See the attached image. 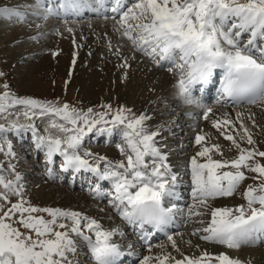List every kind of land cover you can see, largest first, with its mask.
I'll list each match as a JSON object with an SVG mask.
<instances>
[{"label": "snow or ice", "instance_id": "1", "mask_svg": "<svg viewBox=\"0 0 264 264\" xmlns=\"http://www.w3.org/2000/svg\"><path fill=\"white\" fill-rule=\"evenodd\" d=\"M43 2L37 0V6L42 7ZM94 2L98 7L93 11L107 10L108 0ZM92 4L93 0H62L55 8L45 7L44 11L79 15ZM110 11L115 14L111 17L115 30L135 52L150 58L157 67L170 65L167 70L177 75L176 95L185 104L204 107V119L213 109L202 105L193 91L196 85L206 86L217 75L221 77L219 99L237 105H264V0H114ZM13 15L23 18L14 8H0V16ZM245 36L247 39L243 40ZM130 66L127 58L120 65ZM3 88L0 117L7 120L14 115L16 119L7 126L0 124V133L30 130L37 149L44 151L47 164H53L58 155L63 158V171L83 170L101 181H110L114 194L109 193V203L124 221L141 229V239L146 244V226L163 232L175 223L177 213L183 211L174 202L181 199L177 189L182 174L173 171L168 162V154L162 150L165 146L156 139L159 130L150 131L146 126L151 117L136 115L125 106L113 108L111 104H101L103 111H85L67 103L18 97L8 90L7 84ZM199 91L203 92V87ZM20 116L30 123H18ZM253 116L249 114L247 118L256 126ZM36 118H47L43 134L34 123ZM244 118L245 114L238 112L236 120L225 114L212 121L213 127L238 150L236 157L215 158L224 156L221 145L209 144L208 135L201 132L195 137L200 150L190 158L185 173L191 177L193 201L187 216L210 215L207 222L199 221L205 226L193 235L203 233L202 240L230 249L264 242V151L257 146ZM114 130L120 132L123 143L118 147L124 159L113 161L82 149L85 137L93 131L111 136ZM242 141L250 147H243ZM3 151L0 145V152ZM6 155H16L11 142ZM8 172L14 173V178H8L0 165V264H78L74 259L78 244L73 237L86 242L95 264H117L123 253L112 238L119 229H104L97 219L72 209L33 205L25 198L23 177L14 164H9ZM247 173H255L252 179L257 183L249 184L242 192L245 203L235 207L210 206V200L235 195L249 178ZM96 191L99 193L98 186ZM12 197H16L15 202ZM167 239L179 252L173 235H167ZM181 256L177 259L167 252L149 255L141 264H244L227 253L213 255L207 250L199 256Z\"/></svg>", "mask_w": 264, "mask_h": 264}, {"label": "rangeland", "instance_id": "2", "mask_svg": "<svg viewBox=\"0 0 264 264\" xmlns=\"http://www.w3.org/2000/svg\"><path fill=\"white\" fill-rule=\"evenodd\" d=\"M5 3L6 0H0V8L1 6L3 7V4L4 6H6L8 2L6 4ZM39 8L44 10L45 7L42 6ZM22 14L23 18L16 17L14 15L11 17L0 16V31H3L0 35V72L4 73L3 76H0V93H3L5 91L3 85L7 84L9 86L8 90L18 97H31L45 101H56L60 104L67 103L73 107L83 109L85 111L88 108H93L94 111L97 112L103 111L104 109L100 107L101 104H111L113 108H117L120 106L130 108L136 115H140L143 113L151 117V119L145 122L148 129L150 131L159 130L160 136H158L156 139L165 146L162 150L168 154V162L172 165V168L176 167L177 169L178 167H180V169H185L186 173L188 172L190 158L200 150V146L195 144V137L201 132H203L204 134H209L215 143L221 145L224 156L220 157L217 155L215 156V158L231 159L238 155V150L235 149L231 145V142L226 140L224 136H222L220 132L217 131L212 125V121L214 119H218L219 115H216L210 119H204L203 112L201 114L194 115L192 113L187 114V111L192 110L191 106L197 105H188L183 103V101L181 105H177L176 109L175 107H173L174 109L169 108L167 110V107L170 105V100H167V98H163L165 99L163 101L162 99H160V103L157 102L154 105L152 103V106L150 108H147L144 106V99L142 98L144 97V95H141V91L136 94L137 100L135 101H131V99H129L126 95H123V93L128 94V91L130 90L129 86L133 84V81L135 79L139 78L135 75L139 72L142 73L143 69L149 72V63L151 62V67L154 63L150 58L148 59V62H145V60L147 61V57L139 52H135L131 46V51L129 52L130 56H123L122 61L123 64L125 58H127V62L131 66L127 68H122L119 66L120 68L118 67V74L112 75L110 77V80L107 73V68H103L104 66L102 65V63H100L101 61H99L91 53V51L89 52L88 49L89 44H92L91 41H93V43L95 41L94 44H99V42L101 43V41L103 40L102 42L108 45L105 42L107 38H110V41H113L111 37L115 38L114 35L107 32L104 28L106 27L105 24L107 23V21H103L106 20L105 17L91 16L80 20H71L70 18H61L58 15L49 16L46 13L48 15V21H54L53 24L56 26L52 24L51 27H54H49L50 30L44 31L41 35V33L39 32L41 30L43 31V29H39L38 32L36 29L43 23L45 24V22L47 21V19H44L45 15L40 13L38 17H33V15L28 16L29 13L27 15H24L25 13L22 12ZM107 17L109 20H113L111 19V17ZM118 18L119 17H117V19ZM17 27H24L26 31L30 30L29 36L26 39L27 41L9 42L10 36L8 34L12 33L14 28ZM69 28H71L74 33L79 32L77 33L78 35L62 38L63 36L61 34H64V32L68 31ZM32 29L36 31L32 33ZM113 32L115 31L113 30ZM118 34L120 33L117 32L116 37ZM30 35L33 36L30 37ZM99 36H104L106 38L103 39L102 37V39L99 40ZM118 37L119 41H113L111 44L115 46L121 42V39H126L122 37L121 34L118 35ZM242 39L246 40L247 36L243 37ZM46 40L47 43L52 44L53 42L55 43V45L63 40H68L70 43L79 41V43H75L74 45V49L72 50V52L75 53H65V55H63L65 57L63 58L58 55V52L53 50V48L47 49L43 46ZM70 55L73 56L71 57ZM139 55H141V57L144 59V62L142 61L144 63V65L142 64L143 67L142 65V68L139 67L141 69H138L134 64V60L138 59ZM73 60H75V64H73ZM136 61L138 62V60ZM157 68H159L161 71L167 70L168 65ZM125 73L127 74V78H125ZM105 75L108 78H106ZM155 89L156 86L154 88V91L156 92L157 90ZM154 91L151 90L149 96L152 97L154 95L153 97L156 98L157 92L155 93ZM140 96L141 98H139ZM149 96L146 95L145 97ZM206 104L210 106L216 105V108H221L223 112H227L226 114L232 120H236V114L240 110L234 109L236 111H226L224 109H229L228 107H230V105L227 104L212 102H207ZM260 108H264V105H261ZM12 111L16 112L19 111V109H13ZM184 111H186V114L182 113ZM253 111L257 112L256 109ZM195 115L198 116L197 119H200V121L199 123L196 122L197 126L196 128H194V130H192V127L188 125V121H190L191 119H195ZM247 117L248 115L245 114L244 123L252 131L259 149L264 151V118L263 120H261V117V119L256 116L253 117L256 125L253 126L252 121ZM15 119L16 117L14 115L8 116L7 120H5L3 117H0V124H5L7 126ZM18 123L28 124L30 122L23 116H20ZM34 123L37 129H39L40 133L43 134L44 128L47 126V118H36L34 120ZM172 123L176 125L177 128H175L176 126L172 128ZM165 126L170 128V131H164V129L166 128ZM238 126L239 121H237V127ZM172 129H174L178 133L175 134V131L171 133ZM196 129L198 130L197 133H195ZM173 133L176 136H174ZM191 134H194V137L191 136ZM107 135V133L97 135L95 131H93L87 137H85L82 149H87L88 151L95 154L106 156L113 161L124 159L118 147L123 143L119 130H114L113 135H111V139L110 136H108L107 140ZM99 136H103L102 142H98ZM186 139L187 141H184ZM8 142H11L13 146V151L16 154L15 157L6 155ZM184 144H187V146ZM241 144L243 147H250L246 144V142L242 141ZM0 145H3L4 147V151L0 152V165H2L5 170L4 174H6L10 179L14 178L15 174L8 172V166L10 163L16 166V172L20 173L23 177L22 183L25 187V198L30 200L33 205L39 207H58L82 212L90 217L98 219L99 223L103 226L104 229L116 225V221L111 220V218H113L112 215L114 214L112 213V211L110 213L105 212L103 214H101L100 211H96V213L91 212L93 209L102 206H98L97 204L93 205V201L95 202V199L94 197L92 199L93 195L90 192L92 191L91 183L94 182L92 181V178L88 175V173L79 174L76 183L70 182L69 179L65 176L63 181L55 182L52 188H47V192L45 190L44 194H38V191L36 189L38 186L46 183L47 170L49 167L46 161L42 164V161L44 159L46 160L45 155L42 154V152L44 151L37 149L35 139L30 130H21L19 133H17L16 131L0 133ZM180 148L183 149V152H180ZM108 151L110 152L108 153ZM54 161L55 168L58 170V165L61 167L63 158L57 156ZM261 163H264V160H261ZM247 175L249 176V178L243 182L240 189L235 195L231 197H220L215 200H210V206L213 208L235 207L238 204L245 203L242 197V192L249 184L257 183V181H254L252 179V177L256 175L255 173H247ZM182 181H186L192 186L190 175L186 174L185 177L182 176ZM82 184H85V186L82 187ZM191 188L189 189L191 190ZM0 190H2V188H0ZM177 191L179 192V189H177ZM76 192H87L90 194L87 195L85 193L86 196L82 195L85 199L84 202L86 203L82 202L83 199L77 198L75 194ZM181 198L185 201V203L178 204V206L179 209H182V212H184V227L178 231L179 235H177L176 233L173 236L180 251L177 252L176 249L172 248L170 241H168V239H165L163 241L155 242L158 243L157 246L153 247L151 251H146L145 249L142 254L145 255V252H149V254H151L152 256H156L167 252L171 253L177 259H180L182 258L181 254L187 256H199L202 251L207 250L210 254L214 252V254L216 255H219L220 253H227L230 257L231 255L237 256L238 259L243 260L244 264H249V262L250 264H264V251H260V249L264 247V244L242 245L237 253L233 251H230L229 253V251L227 250L222 251V249H217V247L225 248V245L213 243L214 246L213 248H211V243L208 244L207 241H203L200 238L203 233L193 235L194 230H192V232L189 230L191 226L194 225L193 228H195V230L204 227L205 225L199 223V221L204 220L205 222H207V220L210 218V215H205L202 217L193 216L189 218L187 216V210L193 204L190 192L183 193V196H181ZM12 200L13 202H15L16 197H12ZM109 201L110 200H107V202ZM107 202L103 201L102 203ZM115 219H117V222L121 220L118 219V217H115ZM180 232L182 233L180 234ZM73 238L76 239L78 244V253L74 257V259L78 261V264H91L90 250L87 247L86 242L78 237ZM189 241L191 242L190 244L188 243ZM200 242L209 245V247L204 245V247L201 249L202 245L199 244ZM124 244L126 245V243ZM197 245L199 247H197ZM133 246L135 247L136 245ZM248 246L259 248V254L257 252L253 254L248 253V255L244 257L242 254L246 249L242 250V248H247ZM143 258L144 257L139 256L134 264H141Z\"/></svg>", "mask_w": 264, "mask_h": 264}, {"label": "bare ground", "instance_id": "3", "mask_svg": "<svg viewBox=\"0 0 264 264\" xmlns=\"http://www.w3.org/2000/svg\"><path fill=\"white\" fill-rule=\"evenodd\" d=\"M8 2V3H7ZM52 3H53V6L54 7H56L59 3H61L62 2V0H52L51 1ZM6 3H7V5L6 6H4V4H3V7H11V8H14V9H16V10H18V11H20L21 13L22 12H24L25 14L24 15H27L28 13V16L29 15H33V17H38L39 15H40V13H42V14H44V15H47L46 13H45V11L44 10H42V9H40L38 6H37V0H6ZM5 3V4H6ZM98 7V5L96 4V3H94L93 2V4H92V8H87V10H88V12H93L94 14H104V13H107V14H114V13H112L111 11H110V9H111V7H113L114 6V3H108L107 5H106V8H107V10H105V9H101L99 12H97V11H93L92 9L93 8H96V7ZM1 8H2V6H1ZM85 10V8L82 10V11H84ZM40 12V13H39ZM23 15V14H22ZM43 17V16H42ZM47 18H48V15H47ZM50 20V19H49ZM103 21H107V23L105 24L106 25V27H104L105 29H106V31L107 32H109V33H111L112 35H114L115 36V38H113V37H111L112 38V40L113 41H119V37H118V35H120V34H118L117 35V37H116V33H117V31L115 30L116 29V24H115V21L114 20H109V19H106V20H103ZM53 22L54 21H48V19H47V21L45 22V24L43 23L40 27H38L36 30H37V32L39 31V29H43V31L41 32H39V33H41V35H42V33L44 32V31H46V30H50L49 29V27H51V25L53 24ZM40 25V24H39ZM54 25V24H53ZM54 26H56V25H54ZM54 26H52L51 28H53ZM36 30H33L32 29V33L33 32H35ZM52 30V29H51ZM113 30L115 31V32H113ZM2 32L3 31H0V35L2 34ZM29 32H30V30H27L26 31V29L23 27V28H20V27H17V28H14V30L12 31V33H9L8 35L10 36L9 37V42H11V41H13V42H16V41H27L26 39L28 38V36H29ZM36 32V33H37ZM106 32V33H107ZM46 33V32H45ZM77 33H79V32H77ZM76 32L74 33V31H72V32H69V31H66V32H64V34H61L63 37L62 38H64V37H73L74 35H78ZM105 33V32H104ZM38 34V33H37ZM33 35H30V37H32ZM39 36V35H38ZM106 36V35H105ZM5 37H7V36H5ZM41 37V36H40ZM43 37V36H42ZM58 37V36H57ZM97 37V36H96ZM100 38H99V40H101L102 39V37H103V39L104 38H106V37H104V36H99ZM7 39V38H6ZM46 39V38H45ZM91 39H94V38H91ZM73 40V39H72ZM98 40V39H97ZM106 40V39H105ZM107 40H108V42H107ZM107 40L105 41L108 45H106V44H104V42H102L101 41V43L99 42V44H94L95 43V41H94V43H93V41H91V43L92 44H89V52L91 51V53L99 60V61H101L100 63H102V65L104 66L103 68H107V70H108V75H109V79H110V77L112 76V75H114V74H118L117 72H118V70H119V66L122 64V61H123V56H126V55H128V56H130V54H129V52L131 51V44H130V42H128L127 41V39H121V42L119 43V44H117V45H113V44H111L113 41H110V38H107ZM45 41V40H44ZM98 42V41H97ZM96 42V43H97ZM75 43H79V41H75V42H73V43H70L68 40H63V41H61V42H59L58 44H56L55 45V43H53L52 42V44H49V43H47V40H46V42L43 44V46L45 47V48H47V49H49V48H53V50H55V51H57L58 52V55H60L61 57H65V56H63V55H65V53L66 54H68V53H70V52H72V50L74 49V45H75ZM115 44V43H114ZM41 45V44H40ZM109 45H111V46H109ZM130 45V46H129ZM133 50V49H132ZM119 51V54H117V52ZM72 53H75V52H72ZM139 54V53H138ZM137 55V54H136ZM71 56V55H70ZM73 56V55H72ZM71 56V57H72ZM68 57H69V55H68ZM61 59V58H60ZM149 58L147 57V61L145 60V62H148L149 60H148ZM132 60H134V59H132ZM136 60H138V62L136 61ZM136 60H134V64L137 66V68L138 69H141L142 67H143V65H144V59L141 57V55H139V58L138 59H136ZM143 61V62H142ZM96 63V62H95ZM151 63V62H150ZM149 63V67H150V70H149V72H147V71H145V69H143V72L142 73H137L135 76L137 77H139V78H137V79H135L134 81H133V84H131L130 86H129V88H130V90L128 91V94L126 93V94H124L123 93V95H126L129 99H131V101L133 100V101H135V100H137V93L139 92V91H141V95L143 94L144 95V97H142L143 99H144V106L145 107H147V108H150L152 105V103H153V105L155 104V103H160V99H162V101L163 100H165V99H163V98H167V100H170V105L167 107V110L170 108H173V107H175V109H176V107H177V105H181V103H182V100L176 95V89H175V87H174V84L176 83V79H177V75H176V73H175V71L174 72H169V71H167V70H160L159 68H157V66L155 65V64H153V66L151 67V64ZM143 64V65H142ZM92 65V64H91ZM94 65V64H93ZM141 65H142V67H141ZM119 67V68H118ZM139 67H141V68H139ZM106 70V69H105ZM125 71V70H124ZM104 72H106V71H104ZM99 76H101V75H99ZM120 76H121V73H120ZM101 77H103V76H101ZM105 77L106 78H108L106 75H105ZM140 77H142V78H140ZM100 78V77H99ZM111 80V79H110ZM110 80H109V82H110ZM104 81H105V78H104ZM104 83V82H103ZM107 84V83H106ZM102 85V84H101ZM105 85V84H104ZM155 86H156V89L155 90H157L156 92H157V97L155 98V97H150L149 95H150V92H151V90L152 91H154V88H155ZM91 87V86H90ZM122 87V86H121ZM150 88H151V90H150ZM125 92V91H124ZM155 92V91H154ZM155 92V93H156ZM208 94H210L211 95V90L208 92ZM146 95H148L149 97H145ZM158 97H160V98H158ZM139 98H141V96L139 97ZM155 98V99H154ZM220 101H222V99H219ZM260 104H256V105H250V106H247V105H244V106H240V107H228L229 109H224V110H228V111H231V110H234V109H240L239 110V112L240 111H242V112H244V114H246V115H249V114H254V116L253 117H261L260 119L261 120H263V118H264V108H260ZM182 107V106H181ZM207 107H210V108H212L213 109V112L211 113V114H209V117H208V119H210V118H212V117H214V116H216V115H219V118H222V117H224L225 116V114L227 113V112H223L222 110H221V108H216L217 106L216 105H212V106H210V105H207ZM191 108H192V110H190V111H187V114L189 113H192L193 115L194 114H201L202 112L204 113V107H198V106H191ZM230 108H232V109H230ZM174 109V108H173ZM257 110V112H255V111H253V110ZM176 111V110H175ZM181 111V110H180ZM234 111H236V110H234ZM182 113H184V114H186V111H184V112H182ZM231 113V112H230ZM183 114V115H184ZM182 117V116H181ZM198 118V116L197 115H195V119H191L190 121H188V125H190V127H192V130H194V128H196V126H197V124H196V122L197 123H199V121H200V119H197ZM179 120V119H178ZM187 123V122H186ZM192 125V126H191ZM173 126V127H172ZM172 128H174V126H176V125H174L173 123H172ZM166 127V126H165ZM175 128H177V126L175 127ZM184 128H185V126H184ZM164 131H170V128H168V127H166L165 129H164ZM175 130L174 129H172L171 130V133L172 132H174ZM198 132V130L196 129V131H195V133H197ZM200 132H201V128H200ZM212 132V131H211ZM170 133V132H169ZM178 132L177 131H175V134H177ZM192 133V132H191ZM113 135V134H112ZM173 135H174V133H173ZM208 135V137H209V139H208V143L209 144H212V143H215L214 142V140L210 137V135L209 134H207ZM174 136H176V135H174ZM191 136H193L194 137V134H191ZM188 139V138H187ZM187 139L186 140H184V141H187ZM102 140H103V136H99V139H98V142H102ZM263 140V139H262ZM20 142V141H19ZM110 142H111V140H110ZM263 142H264V140H263ZM184 145H186L187 146V144H184ZM189 145V144H188ZM181 150H180V152H183V149L182 148H180ZM110 151H108V153H109ZM42 154H44V152H42ZM45 155V154H44ZM58 156V155H57ZM56 156V157H57ZM56 157H54V158H56ZM45 159L42 161V164L43 163H45ZM173 171H175V172H178L179 171V173H181L182 174V176H184L185 177V173H186V170L185 169H180V167H178L177 169H176V167L175 168H173ZM80 173V172H79ZM188 175V174H187ZM97 179V178H96ZM53 181V182H52ZM55 180H53V179H48V177H47V180H46V183H44V184H42L41 186H38L37 187V191H38V194H44V191L47 189V188H52L53 187V184H55ZM101 183H106V181H101ZM57 185V184H56ZM60 186H62V185H60ZM192 186L189 184V183H187L186 181H182L181 183H180V185H179V190H180V192H181V196H183V193H188V192H190V195H191V190L189 189V188H191ZM46 192H47V190H46ZM59 193V192H58ZM80 193V194H79ZM85 193L87 194V195H90L89 193H87V192H84V193H81V192H76L75 194H76V196H77V198L78 199H83V203H86V202H84L85 201V199H84V197L82 196V195H85ZM40 196V195H39ZM86 196V195H85ZM93 197H95L94 199L96 200L95 202L93 201V205H95V204H97L98 206H102V207H97V208H95V209H93L91 212L93 213V212H95L96 213V211L98 212V211H100L101 212V214H103V213H105V212H111L112 211V213H114L113 215H112V217L113 218H111V220H114V221H116V225L114 226H112V227H108L107 228V230L108 229H119V232L115 235V236H113V238L112 239H116V240H119V241H124V242H128V241H130V242H133L135 245H141V240H140V237H138L139 236V233H138V235L134 232V234H136V239L135 238H133V237H131V236H129V233L130 232H128L127 231V229L126 230H123L124 228H125V222L123 221V219H122V217L119 215V213L117 214L116 213V210L111 206V204L109 203V202H107V203H102V201L105 199V197H106V199L108 198L109 199V196H106L105 194H103L102 192H99V195L97 196L96 195V193H94V196H92V199H93ZM100 197H102V198H100ZM89 213V212H88ZM111 213V214H112ZM98 214V213H97ZM100 214V213H99ZM179 215V216H178ZM108 217H110V216H108ZM115 217H118V219H121L119 222H117V219H115ZM183 217L184 218V215H183V213L182 212H180V213H178L177 215H176V221L177 222H179V220H181V218ZM106 218V217H105ZM98 220V219H97ZM107 220V219H106ZM101 221H103V220H101ZM132 227H134V226H132V225H130L129 224V230L130 231H132ZM194 227V225H192L191 226V228L189 229L191 232H192V230H194L195 231V228H193ZM183 232V231H182ZM182 232H180V234L182 233ZM177 235H179V233L177 232ZM138 238V239H137ZM179 240V239H178ZM204 241V240H203ZM113 242H115V240H113ZM208 244L209 243H211V248H213V246H214V244L212 243V242H207ZM200 245H202V247H201V249L204 247V245L205 246H208L209 247V245H206V244H204V243H199ZM158 245V243H151V245H149V246H151V249L153 248V247H155V246H157ZM137 246V247H135V251H131V252H133V253H131V252H124L125 253V255H126V257H127V259H132V261H135V260H137L138 258H139V255L141 256V257H145V255H151V254H149V252H145V255L144 254H142L143 253V251L146 249V251H149V246H147V247H142V246ZM145 248V249H144ZM217 249H222V251H229V253H230V251H233V252H235V253H237V251H239V249H230V248H227L226 246H225V248H222V247H217ZM244 249H246V250H244ZM248 249H256V250H248ZM264 249V247L263 248H261L260 249V251H264L263 250ZM242 250H244V252H243V254L242 253H240V254H242L244 257H246L247 255H248V253H255V252H257L258 253V251H259V248H257V247H247V248H242ZM259 251V252H260ZM90 253H91V251H90ZM264 253V252H263ZM130 254H132V255H130ZM211 254H213V255H216V254H214V252L213 253H211ZM259 254V253H258ZM231 257H233V258H237V256H234V255H231ZM90 260H91V264H95V260H94V258L92 257V253H91V258H90ZM244 260H246V259H244ZM256 260V259H255ZM241 261H243L242 259H241ZM257 261V260H256Z\"/></svg>", "mask_w": 264, "mask_h": 264}]
</instances>
